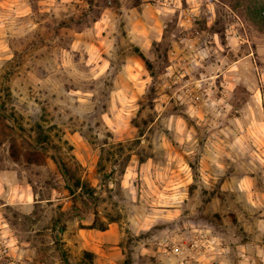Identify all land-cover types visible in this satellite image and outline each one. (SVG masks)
I'll return each instance as SVG.
<instances>
[{
    "label": "clouds",
    "instance_id": "9594fccd",
    "mask_svg": "<svg viewBox=\"0 0 264 264\" xmlns=\"http://www.w3.org/2000/svg\"><path fill=\"white\" fill-rule=\"evenodd\" d=\"M0 264H264V0H0Z\"/></svg>",
    "mask_w": 264,
    "mask_h": 264
}]
</instances>
